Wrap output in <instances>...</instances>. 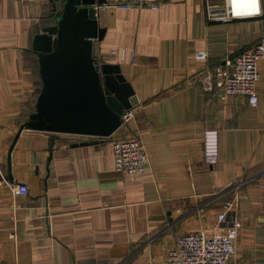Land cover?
Masks as SVG:
<instances>
[{"label": "crops", "instance_id": "obj_1", "mask_svg": "<svg viewBox=\"0 0 264 264\" xmlns=\"http://www.w3.org/2000/svg\"><path fill=\"white\" fill-rule=\"evenodd\" d=\"M149 1L158 7L99 4L105 32L95 53L120 64L134 89V114L108 136L23 128L10 179L8 149L41 84L32 39L60 2L0 0V264H167L174 238L212 230L230 198L240 226L229 264H264V57L256 104L242 94L222 97L215 85L204 89L200 78L259 39L264 14L211 19L208 4L216 0ZM120 45L135 48V63L117 60ZM198 48L207 56L198 57ZM205 128L217 130L214 162L204 157ZM119 136L144 141L143 172L115 167ZM90 138L99 140L71 144ZM17 182L27 191L13 192Z\"/></svg>", "mask_w": 264, "mask_h": 264}, {"label": "water", "instance_id": "obj_2", "mask_svg": "<svg viewBox=\"0 0 264 264\" xmlns=\"http://www.w3.org/2000/svg\"><path fill=\"white\" fill-rule=\"evenodd\" d=\"M59 2L58 6L53 3L55 21L42 25L32 39L41 84L34 110L19 125L8 149L5 176L10 179L11 148L23 128L108 136L122 123L124 109L136 101L120 64L99 61L95 53V41L105 32L98 20L99 4L105 0ZM54 140L51 133L50 154ZM98 140L82 139L71 144Z\"/></svg>", "mask_w": 264, "mask_h": 264}, {"label": "built area", "instance_id": "obj_3", "mask_svg": "<svg viewBox=\"0 0 264 264\" xmlns=\"http://www.w3.org/2000/svg\"><path fill=\"white\" fill-rule=\"evenodd\" d=\"M119 7L130 8L148 5L157 8L158 3L149 0H114ZM264 14L263 0H248L240 3L237 0H216L208 4L207 15L211 19L230 20L239 17H251ZM117 60L125 59L135 63L136 50L133 46L120 45L113 49ZM206 48H198V57L207 56ZM264 57V34L251 45L241 49L233 58H224L202 72L201 85L211 89L214 85L220 90L221 96L242 94L251 104L258 102L256 82L258 79L257 65ZM134 114L133 105L125 108L121 114L122 122ZM218 135L215 128L203 131V151L207 162H214L218 157ZM113 162L116 168L126 172H143L149 160L144 141L139 136H119L112 141ZM13 192L24 193L27 186L23 182L11 184ZM233 198L223 202L216 214L213 229L190 230L177 235L168 245L165 261L167 264H229L235 251L240 221L232 210ZM1 212V205H0ZM1 223V221H0ZM15 230L11 231L14 235Z\"/></svg>", "mask_w": 264, "mask_h": 264}, {"label": "bare ground", "instance_id": "obj_4", "mask_svg": "<svg viewBox=\"0 0 264 264\" xmlns=\"http://www.w3.org/2000/svg\"><path fill=\"white\" fill-rule=\"evenodd\" d=\"M238 2H240V3H246L248 0H237Z\"/></svg>", "mask_w": 264, "mask_h": 264}, {"label": "trees", "instance_id": "obj_5", "mask_svg": "<svg viewBox=\"0 0 264 264\" xmlns=\"http://www.w3.org/2000/svg\"><path fill=\"white\" fill-rule=\"evenodd\" d=\"M52 21H55V17L53 16V20Z\"/></svg>", "mask_w": 264, "mask_h": 264}]
</instances>
